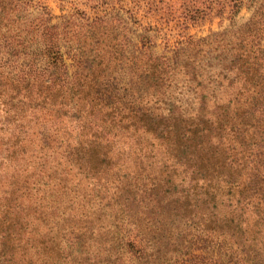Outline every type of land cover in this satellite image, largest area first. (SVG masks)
Segmentation results:
<instances>
[{
  "label": "rangeland",
  "instance_id": "rangeland-1",
  "mask_svg": "<svg viewBox=\"0 0 264 264\" xmlns=\"http://www.w3.org/2000/svg\"><path fill=\"white\" fill-rule=\"evenodd\" d=\"M260 66L264 0H0V264H139L165 228L188 235L142 264H221L264 237Z\"/></svg>",
  "mask_w": 264,
  "mask_h": 264
},
{
  "label": "trees",
  "instance_id": "trees-1",
  "mask_svg": "<svg viewBox=\"0 0 264 264\" xmlns=\"http://www.w3.org/2000/svg\"><path fill=\"white\" fill-rule=\"evenodd\" d=\"M44 13L49 16V18H53V15L51 14V12L49 11H45ZM49 20V19H48ZM254 35V34H253ZM238 50L243 48V38L239 39V43H238ZM237 54L239 56H242L243 58V54L238 53ZM236 53L234 54L237 55ZM164 55V56H163ZM165 62H167L168 60L171 59L170 56H166L165 53L160 55ZM240 58V59H242ZM254 67V66H253ZM248 69V68H246ZM241 71H245L244 70V66L240 65L239 69H237V74L240 73ZM248 74H251V71H246ZM257 72H259V77H264V66H260L257 69ZM57 78H52L51 82L52 84H54L56 82ZM258 85H255V87H257ZM256 93V97L255 100L257 102H259L260 100H264V90H262L261 88H259L257 91L255 90ZM253 104H256L255 101L253 102ZM214 122L211 123V125H213ZM208 126V121H200V123L195 124L193 127V129H190V131H193L192 135H196L197 132L194 133V130H198L201 131V135L205 134V136L207 138L210 137L211 133L209 132L210 129L207 128ZM67 127V126H66ZM211 127V126H210ZM219 127H221L222 129H226V124L223 123H219ZM212 128V127H211ZM194 136H189L188 139H183L181 140L180 145H178V149L180 150V154H184V155H193L194 154V149H196L197 147H199L198 145H200L202 142L199 141L196 145H191V141L194 138ZM192 146H195L194 148ZM228 227H229V232H225V231H221L216 228H208L210 231L215 229V232H210V235L212 234H217V237L219 238L220 236L223 237V240L226 239V236L229 235V238L234 240V238H238V236L236 235V233H239L242 229L244 232V223L241 220H236L235 217H230L228 219V223H227ZM183 234V235H182ZM219 234V235H218ZM188 235V233H186L183 229L181 228H176L175 230H170V229H162L160 231V233H158V235H154V236H150L148 238V241L146 244H149L151 247V252H149L147 246L144 247H138L135 250L134 253V258L136 259V261L140 264L142 263H148L149 262V258L155 256V255H162V254H167L168 253V248L169 245H175L176 247L180 244H183V239H185V237ZM252 238H248L244 236V239L241 240L238 245L236 246V241H234L233 243L230 244V257L226 262H221V264H264V237H259L255 232H253ZM150 241V242H149ZM140 243H144L143 239L141 240ZM133 246V244H132ZM220 246H222L220 244ZM189 252H186L183 254L186 255ZM191 254H193V252H190ZM202 255V254H201ZM228 255V254H227ZM195 257H199L200 255H194ZM235 256L238 257V259H235ZM179 257H181L180 255L177 256H170L168 257L167 260V264H177L178 263V259H180ZM184 259L186 258H182L181 260L185 261ZM240 261V262H239ZM199 263V260L196 259V264ZM217 264V263H215Z\"/></svg>",
  "mask_w": 264,
  "mask_h": 264
}]
</instances>
